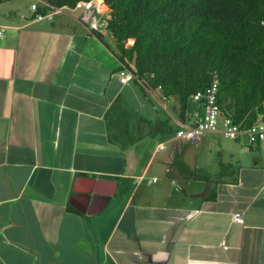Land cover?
I'll use <instances>...</instances> for the list:
<instances>
[{
  "label": "crops",
  "instance_id": "0c3cea01",
  "mask_svg": "<svg viewBox=\"0 0 264 264\" xmlns=\"http://www.w3.org/2000/svg\"><path fill=\"white\" fill-rule=\"evenodd\" d=\"M100 1L36 20L41 0H0V264H264V147L165 132L197 105L180 119L173 97L120 82ZM73 188L94 191L72 199L84 211Z\"/></svg>",
  "mask_w": 264,
  "mask_h": 264
},
{
  "label": "trees",
  "instance_id": "16d2710c",
  "mask_svg": "<svg viewBox=\"0 0 264 264\" xmlns=\"http://www.w3.org/2000/svg\"><path fill=\"white\" fill-rule=\"evenodd\" d=\"M46 1L71 9L79 0ZM102 1L109 9L105 29L116 42L118 72L132 64L130 82L141 90H158L163 100L176 99L180 119L192 93L214 77L223 115L248 126L263 112L264 0ZM90 29L105 43L100 31ZM130 38L133 43L126 45ZM173 167L187 179L207 181L203 195L216 197L217 182L209 173L187 164ZM229 168L221 166L224 173Z\"/></svg>",
  "mask_w": 264,
  "mask_h": 264
},
{
  "label": "built area",
  "instance_id": "2783aa9c",
  "mask_svg": "<svg viewBox=\"0 0 264 264\" xmlns=\"http://www.w3.org/2000/svg\"><path fill=\"white\" fill-rule=\"evenodd\" d=\"M46 10L38 8L36 3L31 4V10L34 13L36 20H51L54 14L62 12L66 7H52L44 1ZM100 3L97 4L93 0H79L71 10L83 9L86 11H99ZM68 8V7H67ZM70 9V8H68ZM264 26V20L261 21ZM133 39H127L126 45H131ZM134 66L131 64V69L123 68L118 72V78L121 83H127L134 78ZM218 79L214 77L210 84L197 90L190 96V102L197 105V113L189 117V122L181 121L179 128L176 130V137L180 140L194 142L205 132L221 131L222 134L231 139H236L240 136H246L245 147L258 145L264 147V104L263 112L257 113L253 122L248 126H241L236 123L230 115H223L221 106L217 98ZM188 118V119H189ZM158 149L163 148L162 144L157 146ZM153 180L156 177L152 178ZM233 221L244 223V215L241 211H234L232 214Z\"/></svg>",
  "mask_w": 264,
  "mask_h": 264
},
{
  "label": "water",
  "instance_id": "95a60500",
  "mask_svg": "<svg viewBox=\"0 0 264 264\" xmlns=\"http://www.w3.org/2000/svg\"><path fill=\"white\" fill-rule=\"evenodd\" d=\"M78 182H79V180H78ZM75 187H76V185H75ZM73 190H77L78 193L72 194L71 197H70V199H69V202L73 206H75L79 211H84V209H81L80 206H76L73 203L72 199H76V198L81 199L83 201V204H84L83 207H84L87 204V202L89 201L92 192L94 193V191H91V190L90 191H86V190L85 191H81L78 188H73Z\"/></svg>",
  "mask_w": 264,
  "mask_h": 264
},
{
  "label": "rangeland",
  "instance_id": "374dc122",
  "mask_svg": "<svg viewBox=\"0 0 264 264\" xmlns=\"http://www.w3.org/2000/svg\"><path fill=\"white\" fill-rule=\"evenodd\" d=\"M95 3H96V0H95ZM100 6L102 7H99V9H100V11L102 12V10H103V5H102V3H100ZM107 7V6H106ZM105 9V8H104ZM106 10H109L108 8H106ZM68 11V10H67ZM69 11H72L73 13H76V12H79V11H81V9H78V10H69ZM96 25V24H95ZM105 34H109V35H107L109 38H110V40H112V38L113 37H111V35H110V33H106V32H104ZM155 102L157 103V101H155L154 100V104H155ZM159 110V109H158ZM155 111V113L157 112L156 110H154ZM188 120V122H189V120H190V118L189 119H187ZM170 125L171 126H169V127H167L166 128V130H165V132H168V134L171 136V137H173V136H175L176 137V130H175V127H173V122L171 121L170 122ZM177 138V137H176ZM177 139H179V138H177ZM183 142H188V141H184V140H182ZM197 142V141H196ZM192 144H194V142H192ZM170 148H171V146L170 145H166V151L167 150H170Z\"/></svg>",
  "mask_w": 264,
  "mask_h": 264
},
{
  "label": "clouds",
  "instance_id": "9594fccd",
  "mask_svg": "<svg viewBox=\"0 0 264 264\" xmlns=\"http://www.w3.org/2000/svg\"><path fill=\"white\" fill-rule=\"evenodd\" d=\"M44 1H45V0H41V2H42L43 5H42V7H39V6L37 5L38 8H41V9H43V10H46L47 7L45 6ZM97 1H99V3H101L100 0H96V2H97ZM102 2H103V1H102ZM46 3H47V1H46ZM36 4H37V3H36ZM49 6H50V5H49ZM52 7H53V6H52ZM62 7H66V6H62ZM66 9H68V8L66 7ZM69 10H71V9H69Z\"/></svg>",
  "mask_w": 264,
  "mask_h": 264
}]
</instances>
